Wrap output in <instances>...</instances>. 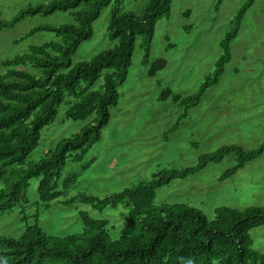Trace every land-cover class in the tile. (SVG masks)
Masks as SVG:
<instances>
[{"label":"trees","instance_id":"obj_1","mask_svg":"<svg viewBox=\"0 0 264 264\" xmlns=\"http://www.w3.org/2000/svg\"><path fill=\"white\" fill-rule=\"evenodd\" d=\"M140 13L123 11L124 0H49L29 4L10 20L0 19V32L14 28L26 18L50 17L68 13L67 23H41L19 43L40 32H52L58 41L32 46L29 52L5 60L0 74V215L21 208L25 228L17 236H0V264H264V252L254 248L252 230L264 226V206L237 210L221 207L210 221L206 214L184 204L157 205V190L178 179H187L208 165L235 155L236 164L221 181L236 175L246 165L262 157L264 143L246 150L238 144L225 145L199 157L197 164L182 169H165L150 180L119 193L100 197L70 190L80 177L73 173L63 178L69 160L83 163L101 141L110 124L113 109L121 99L120 87L128 78L137 41L141 39L143 65L155 77L167 67V60H152V47L159 21L169 19L174 0H142ZM256 0H246L221 41L222 54L215 70L199 91L189 97H175L182 112L164 137L176 132L190 111L200 105L206 92L220 84L233 60L232 43L240 35L246 15ZM222 0L216 5L219 8ZM110 7L109 39L116 46L104 50L90 61L74 63L73 56L84 42L93 39L94 23ZM190 16V11L186 13ZM32 67L39 71H28ZM103 77L98 89H93ZM171 95L163 90L160 101ZM73 121L93 118L72 138L60 141L40 161H28L39 146L43 130L55 123L61 106ZM95 159L85 162L88 170ZM40 179V201L50 208L59 201L64 206L90 204L103 210L122 205L128 210L126 231L113 239L109 220H97L80 213L84 228L79 233L56 236L40 225V213L27 214L28 190L33 179Z\"/></svg>","mask_w":264,"mask_h":264},{"label":"rangeland","instance_id":"obj_2","mask_svg":"<svg viewBox=\"0 0 264 264\" xmlns=\"http://www.w3.org/2000/svg\"><path fill=\"white\" fill-rule=\"evenodd\" d=\"M49 0H0V19L10 20L29 4ZM246 0H174L169 19L159 21L152 47V60L164 58L167 67L155 77L143 65L139 38L127 81L121 85L119 105L113 109L112 120L104 128L102 139L86 156L83 163L69 160L63 178L73 173L80 177L70 190L105 197L150 180L165 169H182L197 164L199 157L225 145L238 144L254 150L264 143V0H256L246 15L241 32L232 43L233 60L220 84L210 88L180 128L165 138L182 110L174 99L196 94L205 78L215 70L222 54L221 41L230 30L235 15ZM144 1L124 0L122 10L140 13ZM110 7H106L94 23L92 40L84 42L73 56L74 63L90 61L100 52L116 46L109 39ZM190 16L187 17V11ZM68 13L43 18H26L14 28L0 32V74L6 72L3 62L29 52L30 47L59 39L52 32H40L19 43L33 27L41 23H67ZM28 71L38 74L32 67ZM103 77L93 89H98ZM171 95L160 101L163 90ZM67 107L61 106L55 123L43 130L39 146L28 161H40L66 138H72L93 118L73 121L66 117ZM96 160L88 170L86 162ZM236 156L208 165L187 179H178L157 190L156 204H184L202 210L210 221L216 210L229 207L245 210L264 206V154L236 175L221 181L222 175L234 167ZM33 179L28 190L27 214L40 213V225L49 234L67 236L84 228L81 212L94 219L109 220L113 239L126 231L128 210L122 205L103 210L90 204L64 206L59 201L50 208L41 203ZM21 208L0 215V236H19L24 228ZM254 248L264 252V226L252 230ZM215 264H220L216 262Z\"/></svg>","mask_w":264,"mask_h":264}]
</instances>
